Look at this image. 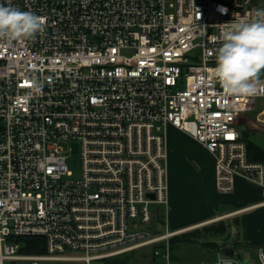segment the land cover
Masks as SVG:
<instances>
[{"label":"built area","instance_id":"1","mask_svg":"<svg viewBox=\"0 0 264 264\" xmlns=\"http://www.w3.org/2000/svg\"><path fill=\"white\" fill-rule=\"evenodd\" d=\"M9 2L45 26L0 37V264H104L141 249L128 264H172L178 234L152 224L156 206L168 210L169 126L213 156L218 192L240 175L264 196V163L237 130L257 101L264 115V71L252 95L226 94L211 71L225 23L264 0ZM22 238H42L45 253H22Z\"/></svg>","mask_w":264,"mask_h":264},{"label":"crops","instance_id":"2","mask_svg":"<svg viewBox=\"0 0 264 264\" xmlns=\"http://www.w3.org/2000/svg\"><path fill=\"white\" fill-rule=\"evenodd\" d=\"M256 119L257 116H254L253 124L259 126L257 129H248L246 124L251 119L243 118L239 125L245 124L247 131H250L247 138L264 148V115H259V121ZM180 134L188 136L183 132ZM200 149L207 152L203 147ZM171 161L170 207L167 210L169 211L168 230L179 234L200 226L221 222L226 226L225 233L216 236L209 235L208 238L199 239L196 243L185 247H192L206 241L207 244H212L215 248L214 262L218 251L226 253L228 249H234L249 262L255 264L243 252L247 255L249 252H253L256 255L257 248L264 249L263 189L237 175L234 177L231 192H218L216 180L210 172L204 175L203 170L199 171L185 158L173 156ZM193 173L194 175H192ZM197 181H200L201 185L199 189L195 190L193 182ZM211 239L217 240V243L212 242ZM251 245L257 246L251 247ZM178 259L185 264L179 257ZM256 261H258L257 258Z\"/></svg>","mask_w":264,"mask_h":264},{"label":"clouds","instance_id":"3","mask_svg":"<svg viewBox=\"0 0 264 264\" xmlns=\"http://www.w3.org/2000/svg\"><path fill=\"white\" fill-rule=\"evenodd\" d=\"M219 11L227 12V8L220 7ZM234 17L220 34L211 71L226 94L252 95L264 71V8L254 9L250 19ZM44 26L42 16L22 11L9 0H0V37H31L43 31ZM221 259L218 255L216 264H221Z\"/></svg>","mask_w":264,"mask_h":264},{"label":"rangeland","instance_id":"4","mask_svg":"<svg viewBox=\"0 0 264 264\" xmlns=\"http://www.w3.org/2000/svg\"><path fill=\"white\" fill-rule=\"evenodd\" d=\"M263 108L262 101H257V107L256 110L252 113H246L244 118L251 119V121H247V127L249 130L257 129L259 126H256V124H253L254 122V116L258 112H260ZM257 123V122H256ZM245 124H241L237 126V130L241 132H245L247 134V137L249 135V130L247 131V127ZM180 130L173 126H169L167 128V199H168V209L170 207L169 203V181H170V174H171V160L172 157L175 156V158H181L186 159L190 161L193 166H196L198 170H203L204 175L207 172H210V174L214 175V179L216 180V173H215V160L213 156L196 140H194L189 135H181ZM184 133V132H183ZM72 148V159L69 161V168L73 171V173L77 176L80 172V163H79V144L78 143H72L68 144ZM66 146V147H68ZM207 151H203L202 147ZM200 147V148H199ZM198 171V172H199ZM194 175V173L192 174ZM196 177V176H195ZM194 189L197 190L200 188V181L193 182ZM159 210V213L162 217V222L154 220L152 221L153 225H156L154 232L155 233H164L166 231L167 222L169 219V211H166L164 207L162 206H156ZM154 206H152V209H156ZM215 224H222L221 222H216L214 224H207L204 226H200L195 229H191L188 231H183L179 235H183L182 237L190 238L191 242H183L178 247H176L175 252L177 257H179L185 264H214L213 258L215 256V248L212 244H207L206 241L202 244H196L192 247L186 245L196 243L199 239H205L208 238L209 235L216 236L220 233H218V229L215 227ZM224 225V224H223ZM225 226V225H224ZM226 232V231H225ZM223 234V233H221ZM214 238V237H213ZM221 238V237H220ZM212 242H216L217 240L211 239ZM203 242V241H202ZM149 249H141L137 250L136 252L132 254H127L120 256L118 258H114L111 260L103 261L104 264H128L129 261H139L143 258L144 251L147 252ZM224 253V252H223ZM226 255V253H224ZM245 256H249V258L255 263L258 264V261H256L257 253L249 252L247 253L243 252ZM227 256V255H226ZM229 257V256H227ZM258 260V258H257ZM257 262V263H256ZM4 264H28L27 262L23 261H5ZM40 264H83V263H73V262H40Z\"/></svg>","mask_w":264,"mask_h":264},{"label":"trees","instance_id":"5","mask_svg":"<svg viewBox=\"0 0 264 264\" xmlns=\"http://www.w3.org/2000/svg\"><path fill=\"white\" fill-rule=\"evenodd\" d=\"M242 138L247 144L248 157L252 162H262L264 163V148L254 143L252 140L247 138V134L242 133ZM155 219L162 222V217L159 211L156 213ZM156 220V221H157ZM215 227L218 229V233H225L226 226L223 224H215ZM183 235H175L170 240L171 245V255H172V264H183L179 261L175 249L183 242L190 243V238L182 237ZM20 241L23 242L21 252L24 254H44L45 253V244L42 238H22ZM257 245H251V247H256Z\"/></svg>","mask_w":264,"mask_h":264},{"label":"water","instance_id":"6","mask_svg":"<svg viewBox=\"0 0 264 264\" xmlns=\"http://www.w3.org/2000/svg\"><path fill=\"white\" fill-rule=\"evenodd\" d=\"M226 255L230 258L235 259L239 264H253L247 260V258L243 257L240 253H238L234 249H228L226 251Z\"/></svg>","mask_w":264,"mask_h":264}]
</instances>
